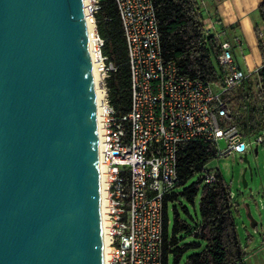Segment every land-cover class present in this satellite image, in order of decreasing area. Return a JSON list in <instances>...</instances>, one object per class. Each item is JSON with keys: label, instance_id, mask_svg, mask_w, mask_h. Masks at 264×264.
Masks as SVG:
<instances>
[{"label": "water", "instance_id": "95a60500", "mask_svg": "<svg viewBox=\"0 0 264 264\" xmlns=\"http://www.w3.org/2000/svg\"><path fill=\"white\" fill-rule=\"evenodd\" d=\"M0 264H105L84 0H0Z\"/></svg>", "mask_w": 264, "mask_h": 264}, {"label": "built area", "instance_id": "2783aa9c", "mask_svg": "<svg viewBox=\"0 0 264 264\" xmlns=\"http://www.w3.org/2000/svg\"><path fill=\"white\" fill-rule=\"evenodd\" d=\"M84 1L94 26L91 55L101 66L104 89L98 130L106 192L105 264H164V199L178 187L179 149L185 143L208 142L217 146L219 156H230L264 144V132L253 140L233 123L230 102L246 80L259 81L264 60L254 70L241 69L234 56V44L240 46L241 39L232 42L220 19L202 8L206 34L219 43L218 62L227 73L220 82L185 77L175 62L163 58L153 0H115L132 86L131 111L119 117L107 89L117 67L105 55L97 27L102 0ZM205 181L215 183L216 172H207Z\"/></svg>", "mask_w": 264, "mask_h": 264}, {"label": "trees", "instance_id": "16d2710c", "mask_svg": "<svg viewBox=\"0 0 264 264\" xmlns=\"http://www.w3.org/2000/svg\"><path fill=\"white\" fill-rule=\"evenodd\" d=\"M156 7L163 58L175 62L179 73L190 79L220 82L227 73L219 65V43L205 31L204 13L199 0H153ZM96 15L98 32L105 40L104 53L117 70L107 79L108 96L119 117L131 111L132 86L128 50L121 18L115 0H102ZM264 28V1L259 6ZM228 29V28H226ZM258 46L264 59V35L256 29ZM235 108L233 123L240 126L247 137L264 132V66L259 81L246 80L230 100ZM217 146L208 142L183 144L178 153V187L164 199V264H237L247 256L234 216L240 205L231 198V190L223 176L216 172L217 181L208 184L205 176L186 186L205 166L218 158ZM184 187L181 191L178 188ZM200 195V220L193 218L186 208L182 216L178 204L181 200L195 205ZM193 236L200 242L184 244L180 235ZM244 264V262L242 263Z\"/></svg>", "mask_w": 264, "mask_h": 264}, {"label": "rangeland", "instance_id": "374dc122", "mask_svg": "<svg viewBox=\"0 0 264 264\" xmlns=\"http://www.w3.org/2000/svg\"><path fill=\"white\" fill-rule=\"evenodd\" d=\"M215 5V4H214ZM202 8L208 9L209 3H201ZM213 8V7H212ZM209 10V9H208ZM252 21L255 25V30L261 28L262 21L259 9H257L252 15ZM253 140L256 138L253 137ZM257 144L253 145V148H250L247 152V157L250 162L251 169L246 172V186L244 181V172L248 164L244 161L245 154L235 153L230 156H218V158L210 161L204 168V172L197 173L193 176L186 184L185 187L193 184L207 172H219L226 183L229 185L233 201L240 205V213H235L234 216L238 223V230L241 237L243 247L247 246L249 242V234L255 238L257 243L253 248H249L250 253H252L259 245L261 244L262 236L264 235V144L260 145L258 148V153H256ZM184 187L178 188L181 191ZM199 202L200 195L196 198L195 205L188 203L186 200H181L178 204L179 210L183 217L187 218L191 224L193 221L187 217L184 213L183 208H186L190 215L200 220L199 216ZM249 205V207H248ZM249 210L258 222V227L256 229L251 227V220L248 216ZM182 243L188 244L192 242H200L197 238L193 236L185 237L184 234L180 235L179 238H182ZM254 242V243H255ZM259 243V244H258ZM205 244H202L201 248L191 250L188 252L180 262L184 264L186 258L193 254L200 252L204 248ZM252 247V246H250ZM170 264H173V258L170 260Z\"/></svg>", "mask_w": 264, "mask_h": 264}, {"label": "crops", "instance_id": "0c3cea01", "mask_svg": "<svg viewBox=\"0 0 264 264\" xmlns=\"http://www.w3.org/2000/svg\"><path fill=\"white\" fill-rule=\"evenodd\" d=\"M204 1L209 3L210 7L207 10L210 14L217 16L221 24L228 28L232 42L237 37L241 39L242 44L240 46L234 44V56L238 66L246 71L262 66L264 59L258 46L255 25L251 15L264 0ZM261 29H263V25ZM249 237V242L244 248L247 252L244 264H264V235L262 236L261 244L252 253H250L249 248H253L257 243L251 234H249Z\"/></svg>", "mask_w": 264, "mask_h": 264}, {"label": "bare ground", "instance_id": "6f19581e", "mask_svg": "<svg viewBox=\"0 0 264 264\" xmlns=\"http://www.w3.org/2000/svg\"><path fill=\"white\" fill-rule=\"evenodd\" d=\"M88 27H89V37H90V44L92 46V34L94 31V26L91 23V21L88 19ZM92 67L95 75V80H96V92H97V105L100 104L103 96H104V89L102 86V79H101V74H100V65L97 60L92 58ZM104 168L101 166V178H102V212H103V224L105 226V212H106V192H105V180H104ZM104 245H105V254L107 252V237L104 232Z\"/></svg>", "mask_w": 264, "mask_h": 264}]
</instances>
